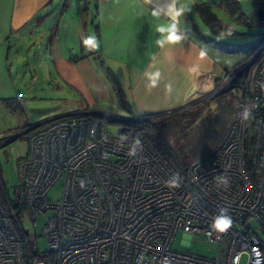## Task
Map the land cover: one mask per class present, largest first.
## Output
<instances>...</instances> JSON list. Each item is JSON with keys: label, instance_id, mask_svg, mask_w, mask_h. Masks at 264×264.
Returning a JSON list of instances; mask_svg holds the SVG:
<instances>
[{"label": "built area", "instance_id": "2783aa9c", "mask_svg": "<svg viewBox=\"0 0 264 264\" xmlns=\"http://www.w3.org/2000/svg\"><path fill=\"white\" fill-rule=\"evenodd\" d=\"M211 77L236 106L217 147L182 175L138 129L79 115L31 133L15 200L0 178V264H264V49ZM16 100L24 107L20 93ZM49 210L40 235L48 251H33L22 219L34 225ZM178 231L185 244L203 235L223 250H175Z\"/></svg>", "mask_w": 264, "mask_h": 264}, {"label": "rangeland", "instance_id": "374dc122", "mask_svg": "<svg viewBox=\"0 0 264 264\" xmlns=\"http://www.w3.org/2000/svg\"><path fill=\"white\" fill-rule=\"evenodd\" d=\"M62 1L54 2L50 9L53 17L45 18L41 29L35 30V22L29 21L14 32L16 35H9L7 41L6 67L11 82L0 99V138L20 133L0 147L2 188L11 201L19 193L16 164L27 153L33 126L57 117L88 114L98 119L127 120L126 123L107 122L110 130L125 124L134 129L142 128L141 123L134 121L141 117H136L131 111L125 73L102 58L95 45L92 3L85 11L82 8L84 0H73L70 5L69 16L76 25L80 23L74 47L67 51L61 24L55 38ZM199 1L207 4L220 21L221 28L211 32L192 9L194 22L205 38L200 40L213 51L214 70L220 74L224 68L236 66L244 59L241 43L254 41L264 34V0H238V14L222 7L220 0ZM63 35L66 36V31ZM82 55L85 58H81ZM73 58L81 59L72 61ZM213 81L211 91L193 98L185 108L175 113L151 117L149 123L152 126L147 124L143 127L155 148L164 156L169 153L171 165L180 175L193 160L216 148L236 106L235 97L228 90H218L215 79ZM16 92L23 96L24 107L16 101ZM62 185V180H59L49 190L47 198L51 202L60 199ZM50 215V210L39 215L34 225L22 219V226L28 229L31 250L48 251V244L40 235ZM185 239L182 232H176L172 248L206 258H216L223 250L203 235L192 236L188 244L184 243Z\"/></svg>", "mask_w": 264, "mask_h": 264}, {"label": "crops", "instance_id": "0c3cea01", "mask_svg": "<svg viewBox=\"0 0 264 264\" xmlns=\"http://www.w3.org/2000/svg\"><path fill=\"white\" fill-rule=\"evenodd\" d=\"M55 1L0 0V99L11 82L6 67L9 35L29 21L35 22V30L41 29L44 19L53 17L50 9ZM72 2L62 1L54 32L55 38L58 37L61 24L63 34L66 31V36L61 34L67 41V51L76 45L80 26L68 14ZM91 3L95 45L102 58L125 73L133 113L140 116L175 113L193 98L213 89L211 72L215 56L200 40L204 36L199 33L192 12L194 8L199 16L196 6L203 1L84 0L83 10ZM17 93L20 92L15 96Z\"/></svg>", "mask_w": 264, "mask_h": 264}, {"label": "trees", "instance_id": "16d2710c", "mask_svg": "<svg viewBox=\"0 0 264 264\" xmlns=\"http://www.w3.org/2000/svg\"><path fill=\"white\" fill-rule=\"evenodd\" d=\"M220 5L222 7H224L225 9L229 10L230 12L234 13V14H238L239 13V9L240 8H239L238 0H220ZM196 10H197V12L199 14V17H200L201 21L205 24V26L211 32H217L221 28L219 19L217 18L216 14L210 9V7H208V5H206L205 3L198 4L196 6ZM240 45L242 47L240 51H242V53L244 54V59L241 62H244L248 58H250L262 45H264V34H262L261 36L256 38L254 41L247 42V43H241ZM241 62H239L238 64H240ZM122 102L126 103L125 101H122ZM79 115L80 116L90 117L88 114H71V115H68L67 117L79 116ZM134 115L136 117H141V118L135 119L134 121H138L139 123L142 124V128H138V130H140L144 134L145 138L152 144V141L150 140L149 136H147V134L143 131V127H145V125H147V124L151 125L149 123L150 122V118L151 117H156V116H153V115L140 116V115H136L135 113H134ZM159 116H161V115H159ZM96 119L101 121V122H103V123H105V124L107 122H115V123L116 122H123V123H126V121H127V120H120L118 118H112V117H106V118H101V119L96 118ZM49 121H46L44 123L38 124L36 126H33L31 128V131H32L31 133H33L34 131H36L39 128H41L42 126H44ZM128 121H130V120H128ZM122 126L130 127V126H127L126 124L122 125ZM152 146L155 148V146L153 144H152ZM155 149L157 150V148H155ZM157 151L159 152V150H157ZM161 156L168 162V164L171 166V168L173 170L176 169L174 166L171 165L169 153L165 154V156L163 154H161ZM35 256H39V258H43V256H40L38 254H35Z\"/></svg>", "mask_w": 264, "mask_h": 264}, {"label": "water", "instance_id": "95a60500", "mask_svg": "<svg viewBox=\"0 0 264 264\" xmlns=\"http://www.w3.org/2000/svg\"><path fill=\"white\" fill-rule=\"evenodd\" d=\"M262 49H264V45H262L261 47H260V50H262ZM58 118V117H57ZM20 133H18V134H16V135H14V136H12V137H8V139H7V141L5 142V143H3L1 146H3L4 144H6L7 142H9V141H11L12 139H14L17 135H19ZM0 146V147H1Z\"/></svg>", "mask_w": 264, "mask_h": 264}, {"label": "clouds", "instance_id": "9594fccd", "mask_svg": "<svg viewBox=\"0 0 264 264\" xmlns=\"http://www.w3.org/2000/svg\"><path fill=\"white\" fill-rule=\"evenodd\" d=\"M243 115H244V118L247 119L250 116V112L246 110Z\"/></svg>", "mask_w": 264, "mask_h": 264}]
</instances>
